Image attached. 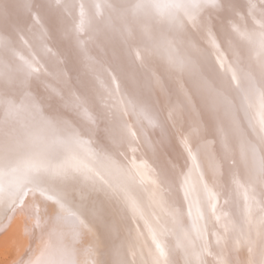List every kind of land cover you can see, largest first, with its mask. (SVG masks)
I'll return each instance as SVG.
<instances>
[{
    "label": "snow or ice",
    "instance_id": "obj_1",
    "mask_svg": "<svg viewBox=\"0 0 264 264\" xmlns=\"http://www.w3.org/2000/svg\"><path fill=\"white\" fill-rule=\"evenodd\" d=\"M207 4L229 17L221 43L225 46L224 51L233 57V64L229 66L231 75L226 83L215 87L198 78L194 82L195 91L184 90L183 84L177 80V88L183 91V102H169L160 107V98L166 100L169 96L170 90L165 83L169 75L185 71L198 75V67L191 56H181L177 51L183 43L194 53H199L188 35L192 28L205 33L216 50V60L221 63L224 60L221 46L213 33L212 16L197 18L196 15ZM54 6L65 14L57 20L53 34L49 35L41 27L40 39L36 43L20 35L21 32L27 35L24 29L11 28L0 35V204L6 203L13 211L27 212L29 218L34 219L35 228L51 229L50 236L63 238L65 229L74 240L85 234L91 235L92 241L84 251L92 259L83 264H134L133 259H129V249L114 242L120 229L111 217L119 210L110 212L104 204L90 200L93 192L110 190L138 219L144 221L155 244L151 264H178L168 259V253L159 239L170 229L165 223H160V217L150 222L131 190L150 184L152 187L147 190L150 203L175 225L183 215V204L174 197L183 187L184 198H188L192 185L187 176L182 185L177 182L179 173L175 161H169L166 168L157 174L147 161L137 163L135 153L142 142L153 156L162 155L167 147V130L182 120H190L187 135L180 142L195 161L190 140L199 141L206 131L200 118V112L204 111L211 122L212 135L220 144L219 160L223 161L222 170L221 163L213 158L212 168L217 178L225 177V183L219 185L213 179V187L203 184L200 189L202 200L215 213L218 197L223 196L227 205L230 191H241L245 201L244 216L249 225L247 232L240 231L233 238L230 253H217L210 264H264V0H249L243 14L234 0H181L164 7L183 10L187 20L171 13L159 22L147 15L143 19L139 16L149 8L161 7L152 4L151 0H138L130 7L120 4L119 0H105L107 21L110 24L118 22L122 42L133 52L134 61L146 68V78L129 79L127 97L118 94L119 84L112 87L116 79L114 76H110L107 84L99 81L98 77L90 83L85 78L74 80L70 75L71 69L65 71L71 49L67 55H57L48 44L54 39L67 40L82 55L80 33L84 31L86 22L90 23L95 16H86L85 8L88 6L85 3L79 4V22L69 14V10L76 7L74 2L54 0ZM26 7L36 9L32 19L34 25L39 24L42 6L29 2ZM95 7L99 9L100 5ZM250 21L259 25V31L247 30ZM158 23L166 25L171 39H153V30ZM236 37L252 45L256 66H241L242 48ZM29 48H36V53L27 52ZM161 54L167 63L154 71L153 60ZM37 56L41 59L47 56L52 60L48 76L41 74ZM93 68L92 62L86 65L88 70ZM87 75L88 71L85 72ZM240 80L244 81V87H240ZM233 82H236V95L232 94ZM41 88L43 95H38ZM153 93L158 95L154 98ZM197 93L198 100L194 99ZM47 109L52 111L45 116L43 113ZM25 113L39 117L38 121L21 122ZM245 116L248 124L244 127H250L256 133L257 143L250 142L242 131ZM157 131L160 135L153 138L151 133ZM230 137L240 140L238 154ZM211 143L205 141V145ZM93 144L95 147H92ZM96 164L101 166L105 175L118 178V182L110 183L105 179V175L94 167ZM69 196L79 197L82 210L74 211L69 207ZM199 205L200 201H197L194 228L197 226L196 219L202 216ZM189 214H192L191 204ZM227 217L228 213L224 212L215 218L226 221L223 224L226 233L236 231ZM253 231L259 240L253 237ZM98 232L111 242L103 244ZM222 239L226 237L217 236V244ZM183 246V241L178 239L176 247ZM242 248L247 252L244 259L239 257ZM205 252L213 255L205 248L187 254L184 264H209L203 259ZM97 256L98 259L95 258ZM29 264L81 262L76 259L75 249L65 248L55 262L41 256Z\"/></svg>",
    "mask_w": 264,
    "mask_h": 264
},
{
    "label": "bare ground",
    "instance_id": "obj_2",
    "mask_svg": "<svg viewBox=\"0 0 264 264\" xmlns=\"http://www.w3.org/2000/svg\"><path fill=\"white\" fill-rule=\"evenodd\" d=\"M29 2L42 6L39 24H33L32 17L36 14V9L26 7V4ZM70 2H74L76 7L69 10V14L76 17L77 22H79V4L81 3H85L88 6L85 8L86 16H95V19L91 20L90 23L86 22L84 31L80 33L82 37L81 48L83 49V54L81 55L78 53L75 47H73V44L67 40L60 41L54 39L48 44V46L52 47L53 51L56 52L57 55L60 53L67 55L71 49V57L68 59L64 67L65 71L71 69L70 75L74 80L77 78H85L91 83L98 77L99 81H103L107 84L110 76H114L116 79L115 83L112 84V87L119 84L120 89L118 94L122 97H127L130 91L129 79L132 77L146 78V68L141 67L138 61H134L133 52H130L128 50V46L122 42L118 22L110 24L107 21L106 18L108 16V12L104 8L105 0H70ZM136 2H138V0H119V3L126 7H130ZM177 2H181V0H151L152 4H159L161 7L149 8L146 10V13L142 11L139 16L143 19L145 18V15H147V17L159 22L163 18H166L169 14L175 13L187 20V16L183 10L164 7V5H171ZM234 2L237 8L241 10L242 14L247 10L246 6L249 0H234ZM50 4L53 6L49 7ZM97 4L100 5L99 9L95 7ZM64 14V12L54 6V0H0V35H4L10 31L11 28L24 29L27 32V35H24L23 32H21L20 35H23L24 39L30 40L32 43H36L40 39L41 27L47 30L49 35L53 34L56 31L57 20ZM196 15L197 18L202 16L206 17L208 15L212 16L213 33L216 36L217 43L221 46L220 50L224 54V60L222 63L216 60V50L212 48L207 35L192 28L188 35L192 43L195 45V48L199 50V53H194L183 43L179 45L177 51L181 56H191L198 67V75L197 73H190L188 71L183 73H172L169 75L165 81L166 86L170 90L169 96L166 100L163 97L160 98L162 101V103L158 105L160 107L166 106L169 102L177 104L183 102V91L177 88V80L183 84L184 90L191 89L192 91H195L194 82L198 78L207 80L209 84L215 87L222 83H226L231 75L229 66L233 64V57L229 55L228 52L224 51L225 46L221 43L224 33L227 31L229 17L226 13H221L216 10L211 4H207L203 8L199 9ZM256 19H259V17H256ZM188 23L191 28V21ZM247 30L259 31V25L255 24L254 21H250L247 26ZM153 39L157 41L171 39L166 25L162 23L157 24L153 30ZM236 42L242 48L241 66H256L257 60L255 52L252 50V45L248 41L242 40L239 37H236ZM17 44L19 45L18 40ZM36 51V48L27 49V52L32 54H35ZM63 58L64 57L62 56L61 59ZM36 59L39 62L41 71H46L50 74L51 68L49 67V64L52 63V60H49L47 56H45L44 59L37 56ZM46 60H49V62L46 63ZM90 62L94 65L92 70L86 69V65ZM166 63L167 61L165 57L161 54L153 60L152 68L154 71H158ZM86 71H88L87 76H85ZM41 74L44 75L43 72H41ZM54 86L55 85H53V87ZM240 87H244L243 80H240ZM235 88L236 82H233V95H236ZM37 94L43 95V88L39 89ZM152 95L155 98L158 94L153 93ZM194 99H199V93H197ZM197 107L202 108L201 105H197ZM51 111V109H47L44 111L43 115L47 116ZM241 115H243V113H241ZM0 118H2V114H0ZM200 118L203 120L206 131L199 141L194 139L190 140L192 145V156L196 157L195 161L198 164V166H196L199 168L202 176L206 179V183L209 187H213V179H216L219 185H224L225 177L221 176L217 178L212 168V161L213 158H215L221 163L223 170V161L219 160L220 144L216 141V137L212 135V125L208 120L207 113L201 111ZM38 119L39 117H36L31 113H25L21 117V122H32L34 120L38 121ZM128 119L131 120L132 118L128 117ZM188 123H190V120H182L179 124L174 127H170L167 130V147L164 149L162 155L153 156L151 151L144 147L141 142V145L138 147V151L135 153L137 163L141 160L147 161L148 165L154 169L157 174H159L162 168H166L173 155H178V153L180 154L176 147L179 146V148H182V152L183 150L185 151L184 146L180 141L183 136L187 135L186 129L188 127ZM247 124L248 120L245 116L242 131L250 142L257 143L258 137L256 136V133L252 131L250 127H244ZM151 135L153 138H157L160 133L158 131L152 132ZM84 139H88V137H84ZM205 141H211L212 143L205 145ZM230 142L234 145L235 152L238 154L240 148L239 138L230 137ZM92 147H95V144H93ZM173 147L176 149L175 154H173ZM185 153H187V151H185ZM128 155L131 157L132 154L129 153ZM94 167H96L102 175H105L99 164L94 165ZM105 179L109 180L110 183L118 182V178L114 176L110 177L105 175ZM201 185V183L198 184L197 188L199 191H196V199L193 202L191 215L189 214V208L186 207L180 192L178 196L174 197L178 203L182 201L183 204V215L180 218L179 223L175 225L163 216L159 208L150 203L147 192V190L152 187L150 184L139 185L131 190V194L138 200L144 210L146 218H149L150 222H155L156 218L160 217V223H165L170 229L167 235L159 237V239L161 240L162 246L165 248V252L168 253V259L178 262V264H184L185 256L187 254L200 252L205 248L213 254L208 255L207 252H205L203 255V259L210 264L217 253L221 251L225 254L230 253L233 238L240 231L247 232L249 229V225L246 223L244 216L245 201L241 191H236L234 193L230 191L228 197L230 202L227 205L224 203L225 198L223 196L218 197L216 212L213 213L211 207L202 200L200 192V189L202 188ZM213 190L216 191V188H213ZM256 196L257 199H259L260 194L258 188L256 190ZM90 200L104 204L110 212H114L117 209L119 210L114 217H111L114 219L116 226L120 229L119 235L114 242L117 244H123L127 249H129V259H133L134 264H151L153 253L155 252V244L152 241L151 235L148 233L147 227L144 225V221L138 219L133 214L131 209L126 208L123 205L120 197L115 193H112L110 190H99L93 192ZM197 201H200L199 207L202 216L196 219L197 226L194 228L193 220L196 217L195 203ZM68 204L74 211L82 210L80 209V200L78 196H69ZM224 212L228 213L227 220H229L232 225H235L236 231L226 233L223 227V224L226 221L216 220V215H222ZM50 231L51 229L45 230L35 228L34 219H30L27 212H21L18 210L13 211L9 209L6 203L0 204V245H5L4 248L0 249V258H2V256L5 258L4 255L8 253L7 247H10L12 250H16L22 242L26 240H34L36 242V244H34V250H31L27 254L28 256L24 260L25 262L23 264H29L30 261H35L41 256L55 262L60 259L61 251L65 248L75 249L76 259L79 260L81 264L89 259H92V257L86 255L84 251V249H86L92 241L91 235L85 234L78 240H74L71 233L68 232L67 229H65L66 234L63 238H58L54 235L50 236ZM185 233H187V237H185ZM97 235L103 244L111 242L106 239L102 232H98ZM217 236L226 237V239H222L221 243L217 244ZM253 237L259 240L255 231H253ZM178 239L183 241V247H176ZM26 250V252H28L29 249ZM15 252L14 253L16 255L17 251ZM132 253H135V255L133 256ZM246 256L247 252L242 248L239 253V257L240 259H244ZM20 257H22V255ZM95 258L98 259L99 256ZM2 260L3 258L0 259L1 262ZM16 260L14 258L13 261ZM7 261L8 260L5 262ZM17 263L19 264V262Z\"/></svg>",
    "mask_w": 264,
    "mask_h": 264
},
{
    "label": "rangeland",
    "instance_id": "obj_3",
    "mask_svg": "<svg viewBox=\"0 0 264 264\" xmlns=\"http://www.w3.org/2000/svg\"><path fill=\"white\" fill-rule=\"evenodd\" d=\"M41 72H43L44 75H49L46 71H41ZM176 148L179 150L180 154L178 153V155H176L175 154L176 149L173 147V154H175V155H173V157L171 158V161H175L176 162V166H177L176 167V171H177V173H179V175L176 177V180H177L178 183H180L182 185L183 184V181L185 180V177L187 176L188 179H189L190 184L192 185V191H191L190 196L188 198H184V188L183 187L180 188V194H181V196H182V198L184 200V203H185L186 207L189 208L190 204L193 206V202L196 199V193H197L196 191L198 190V188H197L198 187V184L201 183L202 184L201 186H203V184L206 183V179L202 176L201 172L199 171V168L197 167L198 166L197 162L196 161H193L192 157L189 156L188 152L185 153L184 150L182 152V148H179V146L176 147ZM195 162H196V164H195ZM97 171H99V170H97ZM198 182H200V183H198ZM26 241L22 242L19 245L20 247L18 246V248L16 250H12L10 247H7V251H8L7 254L8 255L7 254L4 255L5 258L2 256V258H3L2 262L3 263L0 261V264H15L17 262H19V264H21V261H23V263H24L25 262L24 260L28 256L27 254L31 250L32 251L34 250V246H35L34 244H36V242L34 240H32V241L31 240H28L27 242ZM28 245H30L31 247L33 245V247L31 248ZM0 247H1L0 249H2V248L5 247V245H2L1 244ZM25 247H27V248H25ZM26 249H29L28 252H26L27 251ZM11 250H12V252H11ZM21 250L22 251L24 250V251L22 252ZM15 251H17V254L16 255H15V253H16ZM18 252L20 253V256L22 255V257L19 256V253ZM16 257H18L19 259L16 258ZM2 258H0V259H2ZM14 258H15V260L16 259L17 260L16 261H13ZM6 260H8V261L5 262Z\"/></svg>",
    "mask_w": 264,
    "mask_h": 264
}]
</instances>
